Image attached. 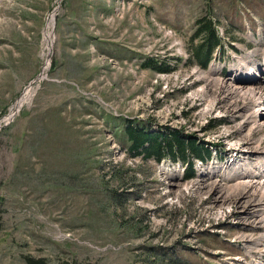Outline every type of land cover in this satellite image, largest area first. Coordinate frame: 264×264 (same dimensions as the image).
I'll use <instances>...</instances> for the list:
<instances>
[{
    "label": "rangeland",
    "instance_id": "374dc122",
    "mask_svg": "<svg viewBox=\"0 0 264 264\" xmlns=\"http://www.w3.org/2000/svg\"><path fill=\"white\" fill-rule=\"evenodd\" d=\"M199 19L222 44L207 71L191 57ZM148 58L173 70L142 68ZM232 65L244 74L264 67V0H0V264H227L240 255L226 241L250 249L253 208L193 187L215 181V163L247 158L236 144L250 132L229 109L241 103L226 101L221 85ZM258 78L227 83L254 87L264 101ZM212 119L220 127L203 133ZM134 124L218 144L222 159L186 181L129 154L125 127ZM263 127L249 135L260 148ZM250 198L245 207L259 195Z\"/></svg>",
    "mask_w": 264,
    "mask_h": 264
},
{
    "label": "bare ground",
    "instance_id": "6f19581e",
    "mask_svg": "<svg viewBox=\"0 0 264 264\" xmlns=\"http://www.w3.org/2000/svg\"><path fill=\"white\" fill-rule=\"evenodd\" d=\"M52 23H53V21L50 24H52ZM52 37H53V34H48L47 35V42L48 43L50 42ZM51 42H53V39H52ZM48 65L49 64H47V66ZM231 68H232V72H231L232 75L229 76L231 78V80H226V82H225L226 84L224 83V81H222L221 85L225 89H227L228 92L230 93L229 95H226V97H225L226 101H228L229 103L231 101H237V102L241 103V104L237 103L238 106L237 105L235 106L236 103L232 104L233 106H230L229 109L233 108L232 110H230V112L234 116H241L242 119H243L242 123L237 127V129H239L241 133L243 131L245 133L250 132V133L247 134L245 139L243 138L241 143L236 144V145H239V146L243 147L244 151L242 152L239 149L238 153L239 154H244L245 153L244 155H246L245 157H247V158L244 160V162H246L248 159H250L249 158L250 156L253 157V155H252L253 152L254 151L257 152L258 151L257 149L260 148L259 143H257L253 139L251 140L250 139L251 137L249 138V135L252 132H254L255 129L261 128V127L264 126V121H262L261 124L254 123V121H258L259 119H262V118H259V117H260V109L262 108L264 103H260L261 99L259 101H256V98H255L256 97V93H254L255 89H253L254 87L248 88L247 90H243L241 87H238L236 84L234 85L236 87H234V86H232V85H230L228 83H230V82H232L234 80H237L238 77L242 76V75L243 76L259 77L257 79V81H258L260 78H262L261 76H262V73L264 74V72L262 70H260V69H262V68H260V69L257 70V72H254V73H246L245 72V74H244V73H242L241 68H239V69L237 68V69L234 70L233 65H232ZM247 70L251 72L254 69H251V68L248 67ZM213 71H216V70H213ZM233 73H234V76H233ZM42 74H44V71L42 72ZM257 74H259V75H257ZM249 78L250 77H248L247 79H249ZM253 79H256V78H253ZM31 95H32V89L28 88L26 90L25 94H24V97H22V99L16 105V108L14 110H12V113L10 115H12L17 109L19 111V108L20 109L22 108L21 106L25 103V101L28 102L30 100ZM253 102H254V106L252 105ZM256 107H258V108H256ZM254 108H256V109H254ZM229 109L227 108L226 110H229ZM255 117H258V120H256ZM2 121L6 122V118H4ZM251 141H253V143ZM252 149H254V150H252ZM240 152H242V153H240ZM214 153H215V151H214ZM258 154L264 157V149H261L260 151H258ZM229 162H232V161H229ZM198 163L202 164L201 162H198ZM209 163H211V161ZM176 165H180V164H176ZM214 166H216V165H214ZM213 172L214 171L212 169H208L207 173H209V175H210V173H213ZM255 172L258 173V175H256L255 177L244 176V179H242L243 181L232 182L233 186H236V187L232 188V192L233 193H229L227 190H225V188L227 187L228 184H221V183H218V181H216V180L214 182H211L212 186L208 185L207 182H205V181L204 182L201 181L200 183H198L196 181L197 183H194V185H193L194 188H196L197 190H201V191L202 190H207V188H209L208 190H209L210 193H212V192L213 193H217L218 194V199L221 201V203L222 204H227V205L235 203L237 206H240L242 204H244L246 206L245 201L246 200H251L250 196L252 194H253L254 197H257L259 195V199L258 200L256 199V200L252 201V202L255 201V204L251 203V205H248L249 207H245V206L243 207L245 209V211L246 210L248 211L251 208H253L252 209L253 212L251 213V217H252L253 223H251L252 224L251 226H253L254 228L257 229V231L255 233L256 235L254 234V236L252 235V237L248 236L250 238L249 241H243L246 244L250 245V249L248 247H246V246L245 247L242 246L240 249L238 248L240 256L239 257H231L229 259L226 258V259H228V263L227 264H264V161H258L256 163ZM214 183H215V185L217 187L214 186ZM208 186H211V187H208ZM188 189H189L188 187H185V190H188ZM175 190H177V188L174 189V190L171 189V192H173ZM231 198H235V199L232 200ZM244 237H245V235H244ZM235 238H239V237H235ZM236 241H237V239H235V242ZM252 252L257 255V259H255V257L252 254Z\"/></svg>",
    "mask_w": 264,
    "mask_h": 264
},
{
    "label": "trees",
    "instance_id": "16d2710c",
    "mask_svg": "<svg viewBox=\"0 0 264 264\" xmlns=\"http://www.w3.org/2000/svg\"><path fill=\"white\" fill-rule=\"evenodd\" d=\"M199 27L195 32V37H201L192 50V60L201 68H206L213 49L220 43L215 35L213 24L210 20L199 19ZM144 69H150L158 73H168L173 70L166 62H159L154 59H145L141 64ZM131 122V121H130ZM129 122V123H130ZM127 125L125 134L130 142L128 151L131 156L142 157L145 160L154 159L160 161L163 158H169L173 161H187L190 164L191 158L204 159L208 154L206 144H201L191 135H184L178 130H168L167 133L162 131L152 132L151 126L144 124ZM216 127L214 122H209L206 128ZM192 171L189 169L185 178H190ZM29 264H41L39 261H29Z\"/></svg>",
    "mask_w": 264,
    "mask_h": 264
},
{
    "label": "water",
    "instance_id": "95a60500",
    "mask_svg": "<svg viewBox=\"0 0 264 264\" xmlns=\"http://www.w3.org/2000/svg\"><path fill=\"white\" fill-rule=\"evenodd\" d=\"M50 56H51V50L50 51L48 50L47 57L49 58ZM41 75H42V72H41L40 75H38L37 77H35L34 80L31 83H34L35 81H37L39 79H42ZM17 111H15L10 117L12 118L15 115V113H17Z\"/></svg>",
    "mask_w": 264,
    "mask_h": 264
},
{
    "label": "built area",
    "instance_id": "2783aa9c",
    "mask_svg": "<svg viewBox=\"0 0 264 264\" xmlns=\"http://www.w3.org/2000/svg\"><path fill=\"white\" fill-rule=\"evenodd\" d=\"M208 182H212V181H208ZM227 221V220H226ZM215 227H212V231H217V224H214Z\"/></svg>",
    "mask_w": 264,
    "mask_h": 264
}]
</instances>
